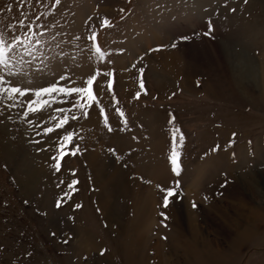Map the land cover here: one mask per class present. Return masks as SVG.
<instances>
[{
    "label": "rangeland",
    "instance_id": "rangeland-1",
    "mask_svg": "<svg viewBox=\"0 0 264 264\" xmlns=\"http://www.w3.org/2000/svg\"><path fill=\"white\" fill-rule=\"evenodd\" d=\"M12 25L37 33L42 71L6 79L36 90L95 76V99L55 94L27 117L31 92L0 104V264H264V0H0V29ZM166 188L179 193L167 208Z\"/></svg>",
    "mask_w": 264,
    "mask_h": 264
},
{
    "label": "snow or ice",
    "instance_id": "snow-or-ice-1",
    "mask_svg": "<svg viewBox=\"0 0 264 264\" xmlns=\"http://www.w3.org/2000/svg\"><path fill=\"white\" fill-rule=\"evenodd\" d=\"M56 3L59 4L60 0H56ZM247 3V0H245ZM11 10V9H9ZM235 11V9H233ZM38 19V17H37ZM21 29L25 27L23 22H19ZM105 26H110V23L107 19L103 21ZM42 27V26H41ZM27 31H22L21 34H16V25L11 26V35L6 32L4 29H0V104H4L7 108H15L23 106V102L19 99L22 97H26L30 92L33 94V98H31L27 103V111L24 113L25 117H27L31 113H37L42 111L45 107L50 106V101L45 99V97H53L55 94H62L66 96H73V94H79L82 98L87 97L89 101L95 99L93 95V83L96 79L95 76H92L87 79L86 84L87 87H67L61 85L59 80H65L66 76H61L59 80L47 87H42L40 89H30V88H22L20 86H14L11 79H6V77H18L27 75L32 68H36L37 71H42L39 67L34 65V61L38 59L39 50L37 45L41 43L40 40H35L33 42V38L37 35V33L32 29L31 25L27 26ZM42 35V33H40ZM90 39L95 40L96 34H93ZM181 39H188V37H182ZM176 45L173 44V47ZM97 54L102 58L103 53L101 52L99 47H96ZM99 84L97 87L99 88ZM140 87L143 88V81L140 82ZM137 94V98H138ZM11 103H6V102ZM78 108L82 110V114L85 118L88 116V112L85 110L86 105L83 103H78ZM90 106V105H89ZM59 112H64V109H57ZM3 114V110L0 109V115ZM121 116L124 115L123 112L120 113ZM50 120H57L56 116H49ZM72 120H78L79 117L74 114L71 116ZM69 123V116L65 114L62 118L58 120L54 127H48L45 129L46 133H53L56 129H63L66 124ZM127 124V120L124 121ZM105 124H108V118L105 116ZM109 131H112L111 127L108 128ZM173 137H175V131L173 132ZM74 140V134L64 135L59 144L60 156L59 159L56 156H53V160H57V163L53 166L56 171H60L61 165L59 163L60 160H63L65 155H68V152L65 151L68 143H72ZM36 143H40L36 141ZM44 150V149H42ZM218 150V149H213ZM80 151L78 145L75 146L74 150L71 151V155H76ZM171 163L174 166L173 171L177 176L181 173V164L180 154L173 148L172 155L170 157ZM75 183H79V181H74L73 184H69L68 187L71 189ZM177 187L179 185L177 184ZM164 193L163 196V207L167 208L171 203L175 202V198H179V193L175 189L166 188L161 189ZM68 199H71L70 193H65ZM170 198H174L170 201ZM63 200V198H61ZM61 200L57 201L56 207H61ZM66 202V201H65ZM80 207V205H77ZM193 207H196L195 203Z\"/></svg>",
    "mask_w": 264,
    "mask_h": 264
},
{
    "label": "bare ground",
    "instance_id": "bare-ground-1",
    "mask_svg": "<svg viewBox=\"0 0 264 264\" xmlns=\"http://www.w3.org/2000/svg\"><path fill=\"white\" fill-rule=\"evenodd\" d=\"M242 56V55H241ZM248 63V62H247ZM245 64V65H243V67H242V72H248V73H252V72H254V70H253V67L250 65V63H248V64ZM247 73V74H248ZM249 75V74H248ZM84 126V125H83ZM85 128H86V130H91L92 128H93V126H92V124H90L89 122H88V124L85 126ZM98 151L97 150H95L94 152H93V157L95 158V157H97L98 156ZM122 167L121 166H116V170H115V173L116 174H119L121 171H122ZM103 171V170H102ZM124 172H126V171H124ZM34 173H38V175H42L41 174V170H37V172H34ZM123 173V172H122ZM115 174V175H116ZM126 175V174H125ZM111 178V177H110ZM120 178V177H119ZM123 178V177H122ZM111 180H113V177H112V179ZM122 181H126V179H123ZM109 182H110V179H109ZM123 182V183H124ZM120 180H118V181H116V184H117V186H119L120 184ZM122 188V187H121ZM117 189H115L114 188V191H116ZM113 191V192H114ZM161 191V190H160ZM197 191V190H196ZM194 189H191V188H188L187 189V195H188V197H191V198H195L196 196H197V192H196ZM157 194V193H156ZM156 194H152V195H150L149 197H146V198H143V199H141L140 201H139V205H140V207L138 208V213H137V219L136 220H138L139 222H140V225H142V229H139V235L142 237V235H144L145 233V231L146 232H148V230H149V228H150V226H151V224H152V216H151V214H150V210L154 207V201H155V197H156ZM103 203V205H104V207H105V205L107 206V204L105 203V201H103L102 202ZM105 209H106V207H105ZM107 210V209H106ZM152 212V211H151ZM137 222V221H136ZM191 236V235H190ZM200 258V257H199ZM200 260V259H199ZM205 260H207V259H205ZM198 261V260H197ZM208 262H209V264H210V262H212V263H214V260H207ZM204 262V261H203ZM200 263H202L201 261H198V264H200ZM205 263V262H204Z\"/></svg>",
    "mask_w": 264,
    "mask_h": 264
}]
</instances>
